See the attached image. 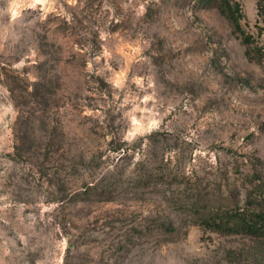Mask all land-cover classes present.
Wrapping results in <instances>:
<instances>
[{"label":"rangeland","instance_id":"374dc122","mask_svg":"<svg viewBox=\"0 0 264 264\" xmlns=\"http://www.w3.org/2000/svg\"><path fill=\"white\" fill-rule=\"evenodd\" d=\"M235 1L251 44L222 0H0V264H264L209 225L263 207L264 0Z\"/></svg>","mask_w":264,"mask_h":264},{"label":"trees","instance_id":"16d2710c","mask_svg":"<svg viewBox=\"0 0 264 264\" xmlns=\"http://www.w3.org/2000/svg\"><path fill=\"white\" fill-rule=\"evenodd\" d=\"M222 10L229 16L235 25V28L242 34L244 41L251 44L254 41L253 36L246 32L242 26L241 18L243 16L240 8V3L235 0H222ZM140 164V162L138 163ZM154 172L150 174L153 175ZM141 180V178H140ZM105 182V181H103ZM100 180H93L84 182L85 190L97 193L99 190L100 201L112 200V190H109V184L103 183ZM258 196L263 200V207L259 210H230L222 212L219 208H213L212 210L222 217H213L210 220L209 225L214 226L217 229H223L227 227L229 231H242L250 234H263L264 235V190L257 189ZM250 198L252 193L249 194ZM184 198L178 199V203L183 201ZM192 207L197 210L198 204L194 203Z\"/></svg>","mask_w":264,"mask_h":264}]
</instances>
